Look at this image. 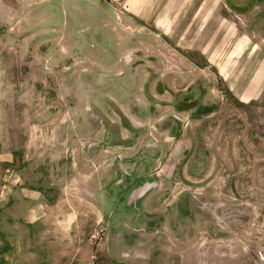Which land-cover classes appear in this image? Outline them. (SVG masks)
<instances>
[{"label": "rangeland", "instance_id": "374dc122", "mask_svg": "<svg viewBox=\"0 0 264 264\" xmlns=\"http://www.w3.org/2000/svg\"><path fill=\"white\" fill-rule=\"evenodd\" d=\"M259 5L199 11L182 70L110 47L107 0H0V264H264Z\"/></svg>", "mask_w": 264, "mask_h": 264}, {"label": "crops", "instance_id": "0c3cea01", "mask_svg": "<svg viewBox=\"0 0 264 264\" xmlns=\"http://www.w3.org/2000/svg\"><path fill=\"white\" fill-rule=\"evenodd\" d=\"M197 1L199 0H124V8L122 10H114L115 16L118 19L117 23L113 27L112 25L109 26L112 27L110 29L112 34H109V39H112V46L110 47L116 48L121 55L129 48V44L132 45L135 42L142 54L153 51L157 52L156 54L160 56L171 57L175 61L171 60L169 63L173 66L182 65V70H184L185 65L190 66L191 63L196 66H200V64L206 66L210 63L208 60L210 56L208 50L212 47L213 41L216 40L217 36L210 38L206 45L201 41V37H203L201 36L197 43L191 46L190 34L192 32V18L198 16L200 14L199 11L202 9H208L210 3L214 2V6L209 11L211 15L209 21H214V29L211 26L206 27L203 33L212 32V34L215 33L218 35L222 33V27L224 25L225 18H223L221 13L223 5H225L227 11L232 15H252L254 17L258 16L257 11L260 9L259 1H262L264 5V0H202V4L196 8L195 13L193 12L191 14V10ZM207 20V17H205L203 21L207 23ZM226 23L232 24L231 28L234 30L235 23L232 19L226 21ZM145 29L146 32H144ZM235 29L237 30V28ZM124 30L126 37L123 45L121 34L124 33ZM150 35H153L154 41L157 43L156 47H149L145 43L147 42L145 38L150 39ZM166 47L171 48L174 53L169 54L165 52L167 50ZM195 57H199L202 60H196ZM260 66L262 67L260 68ZM179 68H172L174 74L177 73L176 71L180 74ZM263 76L264 60L256 68V74L252 78L251 92H248L250 87L248 84V91H244L242 95L252 96L256 92L257 82Z\"/></svg>", "mask_w": 264, "mask_h": 264}, {"label": "built area", "instance_id": "2783aa9c", "mask_svg": "<svg viewBox=\"0 0 264 264\" xmlns=\"http://www.w3.org/2000/svg\"><path fill=\"white\" fill-rule=\"evenodd\" d=\"M107 1L121 10L124 8V0H107Z\"/></svg>", "mask_w": 264, "mask_h": 264}]
</instances>
